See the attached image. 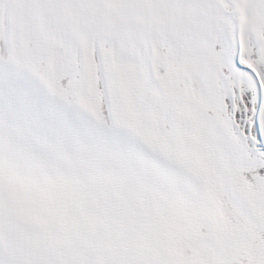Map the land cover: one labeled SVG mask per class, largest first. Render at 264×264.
Segmentation results:
<instances>
[{"label": "snow or ice", "instance_id": "1", "mask_svg": "<svg viewBox=\"0 0 264 264\" xmlns=\"http://www.w3.org/2000/svg\"><path fill=\"white\" fill-rule=\"evenodd\" d=\"M0 264H264V0H0Z\"/></svg>", "mask_w": 264, "mask_h": 264}]
</instances>
